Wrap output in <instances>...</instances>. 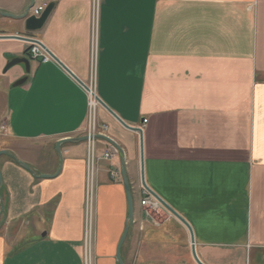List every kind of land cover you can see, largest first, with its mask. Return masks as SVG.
Segmentation results:
<instances>
[{"label":"crops","instance_id":"obj_1","mask_svg":"<svg viewBox=\"0 0 264 264\" xmlns=\"http://www.w3.org/2000/svg\"><path fill=\"white\" fill-rule=\"evenodd\" d=\"M46 2L47 23L27 32L2 13L22 15L32 0H0V152L30 168L0 156V264H86L89 251L91 264H119L126 228L124 264H198L192 246L201 264H264V0H98L97 132L123 152L101 160L112 146L96 140L88 250L81 83L93 70V0L35 5ZM22 37L72 74L32 60ZM15 59L29 73L6 70ZM147 194L162 201L150 216Z\"/></svg>","mask_w":264,"mask_h":264},{"label":"built area","instance_id":"obj_2","mask_svg":"<svg viewBox=\"0 0 264 264\" xmlns=\"http://www.w3.org/2000/svg\"><path fill=\"white\" fill-rule=\"evenodd\" d=\"M93 8H94V14L92 17V26H91V54H92V61H93V67H92V74H91V80L88 85L85 86V91L88 95V122H89V133L87 135L88 137V144H89V156H88V166L89 171L93 170L94 168V161H95V143H96V135H104V133H98V123H97V117L96 113L98 108L101 106V102L97 96V81L95 77V62L98 52V41H99V16H98V0H93ZM47 7V4L42 5H34L32 9L30 10V15L35 16L37 18L41 17L43 12L45 11ZM23 40L29 45V55L30 58L34 61L40 62V63H48L51 61H55L53 54L38 40L31 37H22ZM146 123V120L144 121ZM105 128V127H104ZM1 130H5L2 128ZM115 150V147H111L110 150H107L104 153V156L102 157L104 160H110L112 158V154L114 153L113 149ZM117 150V149H116ZM115 150V152H116ZM111 152V153H110ZM117 154V152H116ZM112 178H115L118 176L117 172L112 173ZM92 189H89V194L91 193ZM93 204H87V226L88 222H92V216H93V210H92ZM141 205L145 208H150L153 210H157L160 207V202L157 200L151 201L149 198V195L141 201ZM149 215V212H147V216ZM91 216V219H90ZM87 234L90 238V232H88L87 228ZM87 250L90 246H88V240H87ZM86 264H88L87 258H86Z\"/></svg>","mask_w":264,"mask_h":264},{"label":"water","instance_id":"obj_3","mask_svg":"<svg viewBox=\"0 0 264 264\" xmlns=\"http://www.w3.org/2000/svg\"><path fill=\"white\" fill-rule=\"evenodd\" d=\"M34 5H35V0H32L31 5L25 10V12L22 15H19V16H13V15L6 14V13H2V15H4L5 17L13 18L15 20L25 21V30L27 32H38V31L42 30L43 27L45 26V24L47 23V21H48L50 15H51V13H52L55 5H54V3H49L48 6L46 7L45 11L43 12V14L41 15V17H39V18L30 15V10L32 9V7ZM14 38H19V37H14ZM53 57H54V55H53ZM54 60L57 61L61 66H63L68 71V69L56 57H54ZM19 64H24L25 67H26V72L29 73V71H30L29 61L26 60V59H15V60H13L12 62H10L8 64L6 70H8V69H10V68H12V67H14L16 65H19ZM68 72L71 73L70 71H68ZM81 85L85 88V85L83 83H81ZM120 123L124 127L129 128L122 121H120ZM132 130H135V131H137L140 134V137H141V145H142V142H143L142 141L143 140V138H142V131L140 129H132ZM96 139L106 141L108 144H110L111 146L115 147L117 149V151H119L120 153L123 152L122 149L119 147V145L115 141H113L112 139H110L109 137H107L105 135H96ZM74 140L75 139L68 138V139H64V140L60 141L59 144H58V148L57 149L59 150V146L61 144H63V143H70V142H73ZM81 140L82 141H84V140L87 141L88 140V137H85V138H83ZM2 155H9L10 157H12L14 159V161L17 164H19L21 167L25 168L26 170H29L30 171V168L27 165H25L24 163H22L20 161H17V159L13 155H11L10 152H8V151H1L0 152V156H2ZM142 161H143V157H142ZM122 177H123L125 189H126V192H127L128 202H129V223H132V221H133V203H132V199H131V193H130L129 183H128V180H127V175H126L125 168H124V163L122 164ZM142 183H143V186L146 187L145 182H144L143 165H142ZM2 186H3V179H2V175H1V171H0V192H1ZM158 201L160 203L162 202L160 200H158ZM0 203H1V215H2L5 212V208H4V205H3V202H2L1 194H0ZM164 206H166V205L164 204ZM168 210L173 215H175L189 229V231H190V233L192 235L191 229H190L189 225L187 224V222L184 221L179 215H177L171 209L168 208ZM127 233H128V228L125 229V233H124L123 238L120 241V244H119V247H118L117 257H118L119 264H124L123 261H122V259H121L120 249H121V246L123 245V242H124V240H125V238L127 236ZM193 244H194V240H193V237H192V245ZM192 251H193V255L195 257L196 262L198 264H201L200 261L197 259L196 255H195V248H194V246H192Z\"/></svg>","mask_w":264,"mask_h":264},{"label":"rangeland","instance_id":"obj_4","mask_svg":"<svg viewBox=\"0 0 264 264\" xmlns=\"http://www.w3.org/2000/svg\"><path fill=\"white\" fill-rule=\"evenodd\" d=\"M44 4H47L48 6V2L44 3ZM94 8L92 9V17H93V14H94ZM1 132H4V130H1ZM111 149V148H110ZM108 149V150H110ZM113 149V148H112ZM116 150V149H115ZM113 149L114 153H111L112 154V158L116 157V152L118 153V151ZM106 152V151H105ZM102 153L101 157L104 156V153ZM98 153H97V146L95 145V161H94V168L93 170H90L88 172V178H87V199H86V203L87 204H93L92 205V210H93V216H92V222L89 223L88 222V226H87V219H86V228H88V232H90V238H89V241H88V246H91V243L93 241V228H94V221H95V204H96V191H97V187H96V174H97V167H96V162H97V159H98ZM111 158V159H112ZM101 160L103 158H100ZM104 160V159H103ZM89 189H92L91 193L89 194ZM155 210L153 209H150V208H147V212H149V215L150 216L152 214V212H154ZM157 212V211H156ZM160 217V216H159ZM90 219H91V216H90ZM87 261H88V264H91L90 262V258H91V253L89 251V253L87 252Z\"/></svg>","mask_w":264,"mask_h":264},{"label":"flooded vegetation","instance_id":"obj_5","mask_svg":"<svg viewBox=\"0 0 264 264\" xmlns=\"http://www.w3.org/2000/svg\"><path fill=\"white\" fill-rule=\"evenodd\" d=\"M2 128H4V129H5V127H4V126H2V127H1V129H2Z\"/></svg>","mask_w":264,"mask_h":264}]
</instances>
